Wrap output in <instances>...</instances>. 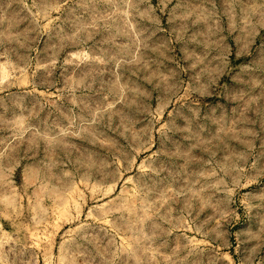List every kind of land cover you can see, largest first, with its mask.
<instances>
[{
  "label": "rangeland",
  "instance_id": "1",
  "mask_svg": "<svg viewBox=\"0 0 264 264\" xmlns=\"http://www.w3.org/2000/svg\"><path fill=\"white\" fill-rule=\"evenodd\" d=\"M0 264H264V0H0Z\"/></svg>",
  "mask_w": 264,
  "mask_h": 264
},
{
  "label": "crops",
  "instance_id": "2",
  "mask_svg": "<svg viewBox=\"0 0 264 264\" xmlns=\"http://www.w3.org/2000/svg\"><path fill=\"white\" fill-rule=\"evenodd\" d=\"M185 7H187L186 4H185ZM182 8H183V7H182ZM188 8H189V14L192 15L191 18H193V17H194V18H195V17H198L200 7L198 6L197 3H196V4H191ZM182 17H183V11H181L180 19H181Z\"/></svg>",
  "mask_w": 264,
  "mask_h": 264
}]
</instances>
